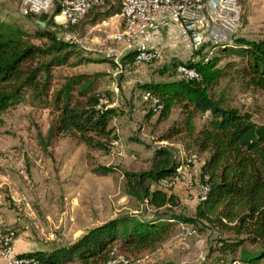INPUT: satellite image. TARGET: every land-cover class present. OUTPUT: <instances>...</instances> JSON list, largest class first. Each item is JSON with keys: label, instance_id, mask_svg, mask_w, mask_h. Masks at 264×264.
Wrapping results in <instances>:
<instances>
[{"label": "trees", "instance_id": "16d2710c", "mask_svg": "<svg viewBox=\"0 0 264 264\" xmlns=\"http://www.w3.org/2000/svg\"><path fill=\"white\" fill-rule=\"evenodd\" d=\"M95 8V7H94ZM90 10V9H89ZM119 7L106 11L118 13ZM38 16L42 23L27 31L18 23L0 18V125L1 114L20 102L42 106L52 115L45 131L47 141L63 135L88 149L107 151L117 138L109 120L119 110L100 101L108 92L98 90L83 73L64 76L52 88V68L66 65L76 44L56 35L51 14ZM51 26V27H50ZM32 38L41 39L40 43ZM247 43V44H246ZM260 49H259V48ZM241 57L238 72L244 84L264 88V47L250 42H236L222 50ZM128 50L120 57L132 59ZM219 54L207 60H188L198 77L169 79L140 84L156 94L161 102L158 119L166 117L173 106L179 109L163 137L182 135L186 144L205 153L199 165V178L207 184L191 215L176 212L177 196L156 186L179 164L166 145L155 146L149 166L141 170H122L125 192L152 207L150 214H119L105 219L74 240L48 249L19 252L32 255L37 264H101L119 251L137 252L165 239L176 223H188L197 230L217 232L202 264H258L264 261V123L251 118L247 109L230 104L223 95H213L211 88L225 72L217 65ZM105 94V95H104ZM197 116H203L198 124ZM113 164H96L91 170L106 174ZM156 264H172L159 262Z\"/></svg>", "mask_w": 264, "mask_h": 264}, {"label": "rangeland", "instance_id": "374dc122", "mask_svg": "<svg viewBox=\"0 0 264 264\" xmlns=\"http://www.w3.org/2000/svg\"><path fill=\"white\" fill-rule=\"evenodd\" d=\"M240 2L242 12L235 32L236 42L248 41L252 46L264 47V0ZM116 7H119L117 0H103L67 30L60 32L55 28L58 37L76 44V51L68 64L51 70L52 88L58 86L64 76L83 73L93 80L98 90L108 92L109 100L103 96L100 101L119 112L109 120L117 138L115 143L112 139L107 151L88 149L63 135L47 141L45 131L52 115L46 107L20 102L1 114L0 170L15 177L21 174V193L26 190L28 196L21 197V209L17 210L14 205L13 212H21V230L27 231L21 242L31 249L70 242L93 222L115 215L150 214L152 207L125 192L122 170L147 168L152 151L158 145L171 149L175 160L186 166L185 174L190 179V184L180 178L164 188L178 198L179 204L174 210L191 215L198 201L199 165L203 153L187 145L182 135L163 137L168 126L179 117L178 107L173 106L166 117L158 119V112L147 110L141 97V83L172 78L171 60L163 56L138 64L121 63L125 47L112 37L119 28V17L116 13L106 15L107 10ZM0 18L15 21L27 31L42 25L37 15L20 14L17 0H0ZM66 35L68 39L64 38ZM32 41L40 43L42 40L32 38ZM242 64L237 54L220 52L217 65L225 73L217 79L211 93L223 95L230 104L247 109L254 121L264 123V88L244 84L238 72ZM202 117L195 118L196 124ZM67 150L72 156L65 161ZM96 164H113L115 169L96 174L91 170ZM54 182L68 184V199L50 185ZM2 196L9 205L5 191ZM23 214L25 218H22ZM19 224L17 220L8 223L18 229ZM51 233L53 236L49 237ZM216 234L210 228L197 230L192 224L178 222L165 239L148 248L133 253L120 249L115 252L125 255V264H202L207 260L208 247L214 243ZM231 264L241 262L236 260ZM258 264H264V261Z\"/></svg>", "mask_w": 264, "mask_h": 264}, {"label": "built area", "instance_id": "2783aa9c", "mask_svg": "<svg viewBox=\"0 0 264 264\" xmlns=\"http://www.w3.org/2000/svg\"><path fill=\"white\" fill-rule=\"evenodd\" d=\"M113 1V0H110ZM119 4V28L112 37L121 41L125 50H132L133 64L158 60L164 54L161 48L159 31L174 26V35L187 53L185 60L169 58L172 79H192L198 71L188 60H207L229 46H235V32L240 24L242 6L240 0H117ZM103 0H17L18 12L22 15L51 14L60 32L76 24L91 8L102 4ZM68 39L69 36L64 37ZM201 51V53H200ZM141 97L147 110L159 112L161 102L156 94L148 89L141 90ZM112 141V140H111ZM110 141V143H111ZM115 143V139L112 141ZM186 166L178 164L174 171L159 178L156 186L166 188L180 178L190 184L185 174ZM198 197H204L208 187L205 182L198 185ZM0 221V256L5 264H37L32 255L14 251L16 230ZM53 234H49L52 237ZM101 264H125L126 257L115 252ZM236 260H233L234 263Z\"/></svg>", "mask_w": 264, "mask_h": 264}, {"label": "crops", "instance_id": "0c3cea01", "mask_svg": "<svg viewBox=\"0 0 264 264\" xmlns=\"http://www.w3.org/2000/svg\"><path fill=\"white\" fill-rule=\"evenodd\" d=\"M160 35V45L163 51V54L165 56V59L168 60V58H176L177 60H185L187 57V53L182 48L178 40L176 39L174 35V26L170 25L165 28H161L159 31ZM126 52V51H125ZM172 79V78H169ZM169 79H161V80H154V81H162V80H169ZM109 124V122H108ZM110 125V124H109ZM61 136V135H60ZM58 136V137H60ZM205 153H203V156ZM68 156L71 157V151L67 150L65 153V161L68 160ZM203 158V157H202ZM201 162V161H200ZM4 170L3 172L0 170V221L2 224H7L11 221L17 220L18 223H20V227L18 229V233L14 239V251L19 253L22 251L27 250H34L29 248L27 244H23L21 242V237L26 234V230H21V212H13V206H17V210L21 209V197H27L28 193L27 191H23L24 193H21V174H17L15 176L11 175L9 172H6ZM62 184H57L56 182L50 183V185H54V187L61 193V195L68 199V184L65 182H61ZM61 185V186H60ZM63 185V186H62ZM7 189V190H6ZM2 191H5L8 195V202L9 205L12 204L11 207H9L8 204H5L4 197L2 196ZM174 193V192H173ZM22 218H25V214ZM104 220L97 221L96 223H92L90 227L101 223ZM65 222V221H63ZM68 243V242H67ZM37 249H48L47 247H38ZM0 264H5L4 259L0 256Z\"/></svg>", "mask_w": 264, "mask_h": 264}]
</instances>
